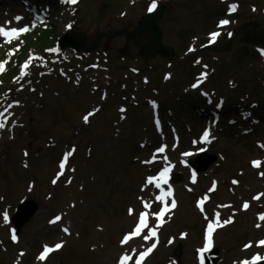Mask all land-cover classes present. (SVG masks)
I'll return each mask as SVG.
<instances>
[{
	"label": "rangeland",
	"instance_id": "rangeland-1",
	"mask_svg": "<svg viewBox=\"0 0 264 264\" xmlns=\"http://www.w3.org/2000/svg\"><path fill=\"white\" fill-rule=\"evenodd\" d=\"M0 1V26L17 28L25 6ZM43 1L54 7L49 20L57 27L38 25L8 44L0 37V62L7 65L0 76V111L13 105L0 129V264H119L124 254L132 257L128 264H136L137 254L153 243L143 264H202L209 223L217 264L264 257L258 243L264 240V220L258 218L264 196L253 199L264 193V110L239 123L228 118L238 113V104L264 106V48L241 42L244 23H251V33L254 27L264 32V0H155L166 6L160 28L175 52L168 58L147 57L125 35L107 41L116 30L132 32L153 0H78L68 8ZM223 20L229 23L218 27ZM71 29L87 35L89 45L101 37L98 47L85 54L68 47L51 51ZM214 32L220 35L212 41ZM22 72L27 75L18 79ZM210 94L213 112L219 98L227 101L225 118L217 123L193 111ZM89 113L94 114L85 122ZM208 129L210 142L202 144ZM202 150L217 160L193 174L187 159L197 160ZM167 166L181 175L179 182L159 188L146 183ZM169 190L171 196L156 199ZM30 197L40 210L13 239L11 218ZM165 203L170 210L161 222L155 214ZM216 213L221 222H233L217 226ZM137 227L140 234L122 244ZM153 229L157 235L145 239ZM46 245L53 251L41 260Z\"/></svg>",
	"mask_w": 264,
	"mask_h": 264
},
{
	"label": "snow or ice",
	"instance_id": "snow-or-ice-1",
	"mask_svg": "<svg viewBox=\"0 0 264 264\" xmlns=\"http://www.w3.org/2000/svg\"><path fill=\"white\" fill-rule=\"evenodd\" d=\"M66 3H69V4H76L78 2V0H65ZM156 3H155V0H153V3L151 4V6L149 7V12L153 11L155 8H156ZM17 20H20L22 18L20 17H17L16 18ZM9 25L11 22H7ZM229 21L227 20H223L220 22L221 25H226L228 24ZM68 27H71V25H69ZM29 30L28 27H22V28H15V27H9V28H6L5 26H0V37H4V38H9L8 39V42H11L10 41V38H13V37H17L19 36L20 34L22 33H25ZM220 34L218 32H214V33H211V39L212 41H214L216 39L217 36H219ZM51 51H57V49H52ZM31 64V60H28L24 63L23 67L24 69H27L29 67V65ZM4 71V62H0V72ZM27 75V72H22L21 73V76L18 77V79H22L23 76ZM195 87V85H194ZM15 104H18L19 102L16 101L14 102ZM13 105L12 104H9L7 108L4 109V111H0V129H3L7 126V123H8V119L10 118L9 115H6V113L9 112L10 108L12 107ZM94 113H89L87 116L84 117V120L85 122H88V118L89 116L93 115ZM209 137H210V131L206 130L204 133H203V136H202V140L205 141V142H210L209 141ZM165 149L164 148H160L158 149V152H164ZM25 155H27V153H25ZM71 155V153H67L65 154L64 156V160L63 162L61 163L60 167L61 169H64L65 167V163L67 162V159H68V156ZM185 155H189V154H185ZM155 159V157H153V160ZM152 161H145V163H150ZM253 166L254 167H259L261 165V162L260 161H253ZM169 171H170V167H165L162 171L159 172V174L155 177H148L147 178V181L146 183L147 184H153V182H155V186L157 188H159L161 186V184H166L167 183V178H168V174H169ZM63 175V171H61L58 176H62ZM262 176H264V173H261ZM54 183L56 181H53ZM70 182V181H69ZM234 183H237L236 181H234ZM172 195V192L171 190L167 191L164 193V195H161V196H157L156 199L157 200H160V201H163L165 200V197L167 196H171ZM261 196H264V193H261V194H258L257 196L253 197V199H260ZM203 204H204V199L202 198L199 202H198V206L201 207V210H203ZM145 206L148 207L149 205L147 204V202H145ZM249 203L248 202H245L243 207L245 210H247L249 208ZM171 208H175L176 207V203L175 201L173 200L172 203H171ZM170 208L169 206L167 205V203H165V208L164 210H162L160 213H157L155 215H157V217L161 220L162 222V217L164 215V212L165 211H169ZM132 210L130 209V214H131ZM3 219L7 222L8 220V214H7V211L3 212ZM260 220H264V213H261L260 216L258 217ZM61 219L60 216H57L55 218V220L51 221V223H55L57 221H59ZM145 219H146V216L144 213L141 214V218H140V222L142 225L146 226L145 224ZM232 219L229 218L228 220H224V221H220V214L219 213H216L215 214V223L217 226L219 227H223L224 225L226 224H229V223H232ZM257 227H260V225L258 224ZM65 232H68V229L65 228L64 229ZM141 232V228L140 227H137L134 232L130 235H125V237L122 239L121 243L122 244H126L129 239L131 238V236H136V235H139ZM212 232H213V223H209L208 225V235H207V243H206V246L205 248L201 249L200 250V259H201V262L203 264V260H204V253L207 252L211 245H212ZM157 235V231L155 229H153L151 231V236H145L144 238L145 239H151V237H154ZM13 239H15V236H13ZM260 246H264V240H261L258 242ZM156 243H153L151 245V247L147 248L146 250L144 251H141L139 252L138 254V259L136 261V264H143V260L156 248ZM251 245H246L245 247H250ZM60 247H62L61 244H56L55 245V248L56 249H59ZM51 251H53L52 248L48 247L47 245L44 247V251L43 253L41 254L40 256V259L43 260L47 257L48 253H50ZM132 257L128 254H124L121 258H120V261H119V264H128V261L131 260ZM264 259V257H261L259 254H257L252 261H242L241 264H256V262L260 261Z\"/></svg>",
	"mask_w": 264,
	"mask_h": 264
},
{
	"label": "water",
	"instance_id": "water-1",
	"mask_svg": "<svg viewBox=\"0 0 264 264\" xmlns=\"http://www.w3.org/2000/svg\"><path fill=\"white\" fill-rule=\"evenodd\" d=\"M165 9L164 5H160L159 9L155 13H151L148 15H145L143 17V20L140 21L135 28L134 32L130 33L127 32V36L130 37L134 44L143 48L145 53L148 56H154L156 54H161L164 57L173 55L174 50L173 48L169 46H165L162 43V31L159 28V21L163 16V11ZM248 24L244 25V28ZM124 31H116L114 34L111 35V38L123 34ZM146 38L149 40L150 44H147L143 41L142 38ZM61 47L66 46H72L74 49H92L90 47H87L84 45L83 41L80 40V35L76 34L74 32H70L67 35H64L61 39ZM242 41L246 43H253V44H259L264 46V32L255 29L254 36H251L249 33H246L242 37ZM96 47V45L94 46ZM203 155H206L209 157V160L206 162H201L200 160L197 161H191V165L193 166V169L196 171H206L210 168V166L217 160V156L210 153H205ZM181 177L180 175L174 176V181L178 182L180 181ZM39 204L33 200L32 198H29L22 202L18 208L17 213L13 217V221L16 224L17 233H20L22 227L28 223L33 216L37 213L39 210ZM180 252V247L176 249V253ZM219 251L216 249L215 251L211 252L207 255L206 258V264H216L219 257ZM257 264H264V261L259 262Z\"/></svg>",
	"mask_w": 264,
	"mask_h": 264
},
{
	"label": "bare ground",
	"instance_id": "bare-ground-1",
	"mask_svg": "<svg viewBox=\"0 0 264 264\" xmlns=\"http://www.w3.org/2000/svg\"><path fill=\"white\" fill-rule=\"evenodd\" d=\"M145 260H146V259H145ZM146 261H147V260H146ZM146 261H145V262H146Z\"/></svg>",
	"mask_w": 264,
	"mask_h": 264
}]
</instances>
